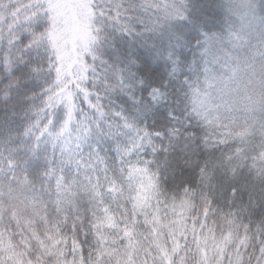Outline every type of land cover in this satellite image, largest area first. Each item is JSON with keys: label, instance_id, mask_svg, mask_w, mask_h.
<instances>
[{"label": "snow or ice", "instance_id": "obj_1", "mask_svg": "<svg viewBox=\"0 0 264 264\" xmlns=\"http://www.w3.org/2000/svg\"><path fill=\"white\" fill-rule=\"evenodd\" d=\"M241 7L0 0V264H264V0Z\"/></svg>", "mask_w": 264, "mask_h": 264}, {"label": "trees", "instance_id": "obj_2", "mask_svg": "<svg viewBox=\"0 0 264 264\" xmlns=\"http://www.w3.org/2000/svg\"><path fill=\"white\" fill-rule=\"evenodd\" d=\"M65 2L68 3V4H71L73 2V0H65ZM81 2H82V0H75V3H81ZM216 3H218V4L222 3L223 4V0H216ZM79 9L85 14V16L87 15V11L85 9H83V8H79ZM60 11H61V14H65L66 12L71 13L73 19L75 20V23L73 25V33H74V35L79 37V38H84L85 35H86V32H85V29H84V23L81 21L79 15H78L79 12L75 11L73 9V7H71V6L69 8H67V9L62 8ZM162 241L163 240L161 239V242ZM249 251H251V249H249ZM213 255H215L214 250L209 249V251H208L209 259H211V257ZM222 256L223 255L220 256V260L221 261H222ZM140 259H143V253H140Z\"/></svg>", "mask_w": 264, "mask_h": 264}, {"label": "rangeland", "instance_id": "obj_3", "mask_svg": "<svg viewBox=\"0 0 264 264\" xmlns=\"http://www.w3.org/2000/svg\"><path fill=\"white\" fill-rule=\"evenodd\" d=\"M60 2L63 4V3H66L65 0H60ZM223 4H226V5H230V6H234L235 7V10L237 12H242L243 11V8L241 7V5L243 4V0H223ZM73 9L78 13L81 21L84 23L83 21V18L86 17L85 14L79 9V7H73ZM62 34H59L57 35V39H62ZM249 95H253V91L252 89H249V92H248ZM255 98L257 100L260 99V96H259V89L257 88L255 90ZM161 239L163 240V237H161ZM233 254L231 252H229V257H231ZM142 260V259H141ZM222 261H223V264H228V261L224 258V256H222Z\"/></svg>", "mask_w": 264, "mask_h": 264}]
</instances>
